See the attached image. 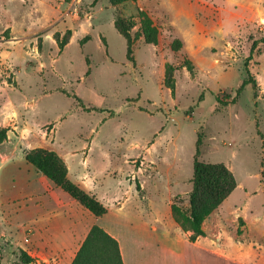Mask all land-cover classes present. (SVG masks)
<instances>
[{"label": "rangeland", "instance_id": "rangeland-1", "mask_svg": "<svg viewBox=\"0 0 264 264\" xmlns=\"http://www.w3.org/2000/svg\"><path fill=\"white\" fill-rule=\"evenodd\" d=\"M138 9L157 28L156 45L138 39ZM117 13L135 25L133 63L114 28ZM263 37L264 0H0V264L27 248L31 192L46 195L45 205L76 203L25 151H53L68 178H93L109 217L134 236L136 208L167 225L171 203L188 207L198 137V161L223 163L236 181L205 220L208 239L264 256V43L251 52ZM246 61L255 88L236 97ZM174 237L184 238L179 230Z\"/></svg>", "mask_w": 264, "mask_h": 264}, {"label": "crops", "instance_id": "crops-1", "mask_svg": "<svg viewBox=\"0 0 264 264\" xmlns=\"http://www.w3.org/2000/svg\"><path fill=\"white\" fill-rule=\"evenodd\" d=\"M68 169V168H67ZM86 193L94 196L103 205L106 204L105 195L96 192L93 178H68ZM152 179V178H150ZM137 180V179H136ZM169 181H167L168 184ZM242 188V187H239ZM168 189V185H167ZM139 192L146 196V185L140 178ZM43 193L31 192L29 196L33 206H26L23 210L22 227L28 239L27 248L32 259L44 264H71L77 250L85 239L90 228L94 225L102 228L119 246L123 264H248L254 262L264 264V256L253 257L249 247L244 250L243 245L236 244L231 251H224L220 240L208 237L207 231H213L203 223L205 235L194 242L188 240L190 232L181 231L173 220L170 205L166 219L167 225L157 221L150 210H135L139 216L136 225H128V229L135 231V235L126 234L118 227L123 226L109 217V210L101 217L87 214L79 204L67 202L65 204L45 205ZM72 199V198H71ZM73 200V199H72ZM105 206V205H104ZM249 207V205H248ZM119 207L115 216H124ZM211 215V214H210ZM127 227V224L124 225ZM168 227L170 229H168ZM181 231L184 238L176 239L174 233ZM213 233V232H212ZM253 240L257 243L259 233H255ZM251 251V250H250ZM247 254V255H244ZM37 264V263H36Z\"/></svg>", "mask_w": 264, "mask_h": 264}, {"label": "trees", "instance_id": "trees-1", "mask_svg": "<svg viewBox=\"0 0 264 264\" xmlns=\"http://www.w3.org/2000/svg\"><path fill=\"white\" fill-rule=\"evenodd\" d=\"M126 0H110L112 6H117ZM97 0H94L96 3ZM140 20V32L138 39H142L147 45H156L158 41V30L151 18L143 10H137ZM132 18H124L117 13L114 19V28L126 41V58L133 63L132 48L136 35H131L134 28ZM259 42L264 43V37L255 41L252 50ZM173 51L180 48V42L175 40L171 46ZM250 56L247 58L249 60ZM188 71L193 74V67L186 61ZM247 78L242 82L236 92V97L244 86L251 84L255 88V81L248 70L247 61L244 63ZM88 74V73H87ZM62 93H66L64 90ZM79 107L85 111H98L95 107L86 106L74 94L72 96ZM236 99L234 98L233 101ZM159 111V110H158ZM6 138V131L0 129V145ZM199 137L196 141L195 156L193 159L192 188L188 196V207L183 208L176 202L171 203L170 211L173 220L184 233L190 232V242L205 235L203 223L210 214L226 200L236 188V181L231 171L223 163H203L198 161ZM25 161L32 165L39 173L50 180L57 188L61 189L70 198L77 202L82 208L95 217H101L107 213V208L94 196L86 193L76 184L68 179V169L65 162L55 152L44 148H33L23 153ZM139 189V186H138ZM16 260L12 264H36L24 251L17 250ZM71 264H123L117 241L106 233L102 228L94 225L90 228L85 239L77 250Z\"/></svg>", "mask_w": 264, "mask_h": 264}, {"label": "built area", "instance_id": "built-area-1", "mask_svg": "<svg viewBox=\"0 0 264 264\" xmlns=\"http://www.w3.org/2000/svg\"><path fill=\"white\" fill-rule=\"evenodd\" d=\"M28 242H29L28 239L25 238V239H24V243H25V244H28ZM24 252H25L28 256H31V257H32V255H31V253H30L29 250H24Z\"/></svg>", "mask_w": 264, "mask_h": 264}]
</instances>
